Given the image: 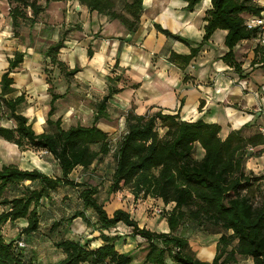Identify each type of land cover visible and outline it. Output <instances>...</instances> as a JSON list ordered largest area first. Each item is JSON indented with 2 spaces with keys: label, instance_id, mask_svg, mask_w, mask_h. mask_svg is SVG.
I'll return each instance as SVG.
<instances>
[{
  "label": "trees",
  "instance_id": "1",
  "mask_svg": "<svg viewBox=\"0 0 264 264\" xmlns=\"http://www.w3.org/2000/svg\"><path fill=\"white\" fill-rule=\"evenodd\" d=\"M59 1H75L90 12H96L108 20H117L129 34H134L140 26L143 0H46V3ZM200 1L187 0L186 9L193 10ZM7 2L14 36L19 35L26 21L30 26L34 25L36 17L44 9L37 0ZM262 12L264 6L256 0H210V8L204 16L206 24L200 45L191 47L187 55L171 52L168 60L183 69L200 46L217 29H222L227 31L224 44L228 48L222 59L240 74L241 63L235 60L233 47L242 40L256 38L259 29H248L246 20L251 16H261ZM154 27L165 36L187 44L184 38L161 25L155 23ZM62 47L63 40L60 39L50 44L43 55L50 59L52 65L59 66L66 77H70L79 68L67 71L57 59ZM87 53L88 57L92 56L90 47ZM23 55L16 52L9 59V68L0 79V106L3 104L9 111V117L15 121V127L0 124V138L19 148L27 145L46 150L57 161L61 174L49 176L37 168L20 169L14 164L0 167V264H36L27 246L17 248V240L3 238L2 227L7 222L24 219L26 226L22 228V234H43L51 240V231L58 234L60 229L66 233V225L76 218H80L92 231L99 232L101 245L90 248L87 242L62 237L54 241L53 247L60 250L64 257L51 264H131L133 254L116 249L115 241L119 237L108 233L118 223L131 227L132 235L147 241L143 264H165L167 259L169 264H238L237 255L250 258L253 264H264V195L260 192V203L255 204L248 194L252 188L260 189L264 176L247 173L244 167L247 157L263 152L264 149H259L251 155L248 149L263 146L264 133L246 136L242 133L244 128H240L231 130L225 138H221L220 125L201 118L185 121L178 112L156 111L137 115L129 111L125 116L126 132L114 155L115 168L108 193L127 187L134 197L150 196L161 199L164 204L173 203L170 211L165 212L168 232L152 231L140 227L123 209H113L108 214L104 203L97 198V187L70 178L77 166L86 169L110 152L108 134L96 123L106 116L107 101L118 89L108 87V95L96 104L91 125L77 124L64 129L59 119L53 120L51 117L55 111L54 103L61 95L53 93L52 83L47 79L51 99L45 123L54 126L55 130L36 133L27 117L17 112L25 99L24 95L7 97L13 90L10 71L22 62ZM251 64H259L264 71V45L255 46ZM160 128L162 134L158 130ZM198 146L203 154L196 157ZM27 181L29 184L24 185ZM60 186L81 187L78 192L81 209H75L65 221L50 223L44 231L38 208L42 200H50L51 193ZM87 210L94 215V221L86 214ZM186 218L218 228L220 236L211 261L194 257L189 251L187 239L174 234ZM20 239L26 240L24 237Z\"/></svg>",
  "mask_w": 264,
  "mask_h": 264
},
{
  "label": "crops",
  "instance_id": "2",
  "mask_svg": "<svg viewBox=\"0 0 264 264\" xmlns=\"http://www.w3.org/2000/svg\"><path fill=\"white\" fill-rule=\"evenodd\" d=\"M256 1L264 6V0ZM70 2H52L60 4L59 9H62L60 24L66 23L71 29L64 36L57 29L59 28L57 25L55 27L57 32H54L55 30L52 32L50 29L47 37L38 34V37L46 41L44 47L36 46L33 40L27 43L19 42L22 35L20 33L18 36L13 35L12 27H9L11 20L7 21L8 25H6L4 17L0 18V48H5L0 49V53L5 58L0 79L9 68V59L13 58L16 52L24 54L22 62L10 71L13 79L11 96L16 97L22 93L25 98L18 106L17 112L20 111L23 103L36 99L38 92H43L51 99L47 80L41 84V79L39 76L35 77L34 73L38 71L42 62L51 63L49 58L44 57L43 51L50 44L62 39L63 47L57 59L64 64L67 71L79 68L73 76L66 77L59 66L51 63V69L55 68V72L59 71L61 77L66 79L65 83L68 79L85 84L89 82L97 86L96 91L100 90L103 77L109 82L105 85L106 93L96 101L93 111L91 110L93 118L96 113V104L109 93L108 87L118 89V92L112 94L107 101L106 116L96 123L97 127L106 133L105 126L109 125L107 119L111 99L133 106V113L137 115L151 114L156 111L170 114L178 112L180 118L185 121L201 118L205 122L219 124L221 138H225L231 130L245 129L250 126L253 123V114L257 116L264 114V71L259 64H251L256 46H251L249 43L252 39L242 40L233 47L234 58L241 63V75L222 59L228 51L224 44L227 31L222 29H217L208 41L200 46L197 54L183 69L168 60L171 52L187 55L191 47L196 48L200 45L204 34L203 27L206 24L204 16L210 8V0H201L191 11L186 9L187 0H143L140 26L134 34H129L123 25L117 23V20H108L105 16L88 11L82 5H75L73 11ZM55 18H59L58 13H55ZM155 23L181 36L187 44L160 33L155 29ZM34 25L31 27L33 28ZM89 47L93 52L90 57L87 53ZM111 68L115 71L114 75L109 73ZM111 78H113L112 81L109 80ZM118 82L120 85H117ZM52 90L53 93L61 95L56 101L65 95V93L55 92L53 83ZM21 114L27 117L28 123L32 124L33 128L35 125L33 121L37 119L23 112ZM57 119L60 120L59 117ZM36 123L41 125L42 121L37 120ZM77 124L80 123L71 124L69 127ZM3 141L12 145L8 141ZM197 148L202 155L203 150L199 146ZM256 148L264 149V145ZM251 157L259 159L264 164V150L259 155ZM77 168L81 167L77 166L74 170ZM116 204L117 201L111 202L109 206L114 207ZM45 217L50 219L51 211H48ZM20 220L13 222L15 230L8 234L4 233L5 240L10 241L18 237L35 239L32 234L19 236L22 228L26 226L24 221ZM8 224L12 226L10 222H7L2 229ZM49 224L45 221L41 223L42 230ZM68 228V232H74L78 228L84 235L82 239L70 233L66 237L77 239L81 243L87 242L90 248H96L102 243L98 238L99 232L92 231L80 218L72 220ZM53 249L59 255L58 259L39 264H51L64 257L60 250L54 247Z\"/></svg>",
  "mask_w": 264,
  "mask_h": 264
},
{
  "label": "rangeland",
  "instance_id": "3",
  "mask_svg": "<svg viewBox=\"0 0 264 264\" xmlns=\"http://www.w3.org/2000/svg\"><path fill=\"white\" fill-rule=\"evenodd\" d=\"M37 1L44 7V9L35 19L36 23L34 25L35 28L33 27L34 30L29 25L28 21L22 25L19 30L22 38H19V42L21 41L23 43H27L29 40H33L36 46L44 47L46 46V41L38 37V34L47 37L49 30L51 29L53 32V30L56 29L55 27L59 25V28L57 29L65 36L71 27L66 25V23L60 24V16L62 15V9H59L60 4L52 2L46 3V0ZM70 3V7L73 11L74 6L79 5L77 2L71 1ZM0 12V18L3 16L6 21V25H8L7 21H10L11 19L9 16V4L7 0H0ZM55 13H58L59 18H55ZM28 15L30 16V12H28ZM117 23L121 25L119 21H117ZM10 26L11 24L9 27ZM54 32H57V30ZM47 42H49V40H47ZM249 43H251V46L257 45L255 38H252ZM4 59V56L0 53V71L4 67L2 66ZM37 70L38 71L34 73V76H39L41 84L44 81L46 82L47 79H50L54 85L55 92L65 93L62 98L56 101V110L52 115V119L56 120L59 117L63 128H67L69 125L75 123L90 125L93 118V112H91V110L93 111L92 108L94 107L96 101L106 93L105 85L109 83L107 79L103 77L101 87H99L100 90L95 91V87L97 86H95V84H89V82L88 84H85L73 80L70 81V79H68L65 83L66 79L61 77L59 71L55 72V68L51 69V63L49 62H42V65H39ZM109 73L114 75L115 71L111 68ZM117 85H120V82H118ZM92 91H94L95 94ZM118 96L119 95H117V97ZM7 97L12 96L11 94H8ZM49 99L50 97L48 95L45 96L43 92H38L36 93V99L30 100L28 103H23L20 107V111H18L34 116V119L42 121L41 125H37V120L33 121L35 122L33 129L36 133L55 130L54 126L47 125L45 123L49 109ZM108 111L109 118L107 119V124L109 125L105 126V129L107 130L108 142L111 147L110 152L105 156H101L86 169L77 168L72 172L71 178L77 182H83L86 185L97 187V198L99 202L104 203L108 214H111L113 209L120 208L127 211L131 218L138 222L140 227H145L156 232H168L169 229L166 223L165 215L173 207V203L164 204L161 199L150 196L143 197L142 195H139L138 197H134L130 192V189L127 187H123L115 193H108V186L111 183L112 174L115 168L114 155L116 148L120 139L126 132L125 116L129 111L134 112L133 106L122 104L120 100L115 102L113 99H111V104L108 106ZM0 113L2 115V119L0 121L1 125L15 127V121L9 117V111L3 104L0 106ZM259 116L253 114V123L242 130L244 135L248 136L256 132L264 133V114L260 117ZM103 122L106 123V121ZM158 130L161 134L163 133L161 128ZM11 144L12 145L5 143L3 139L0 138V167L5 164H14L20 169L31 170L37 168L49 176H60L57 161L46 150L34 149L27 145L19 148L15 144ZM257 150L258 148H249L248 152L252 155L257 152ZM200 155V151L197 150L196 157H199ZM244 167L247 173L252 172L257 176H264V164L255 157H247ZM28 184L29 182H25L24 185ZM80 189L81 187L76 188L60 186L55 192L51 193L50 200L43 199L41 202L42 205L38 208L41 222L43 223L45 221V223H51V225L54 222L60 223L61 221H65L64 219H68L75 209H81V201L78 197ZM260 192L264 195V179L260 182V189L252 188L251 191L248 192L255 204L260 203ZM115 201H117V204L114 207H110L109 205L111 202ZM159 209H164V212H159ZM48 211H51L50 219L45 217ZM86 214L92 221L95 220L94 215L90 210H87ZM21 220L24 221L26 225L25 220ZM71 222L72 221H70L69 224ZM11 224L12 226L8 224L6 228L2 229V235L15 230L13 229V223ZM66 227H69V225H66ZM64 230L66 233H62L60 229L58 234L51 231V240L48 237H44L43 234L34 236L35 239L29 237V242V239L25 240L27 243V251L30 255H32L36 264L55 261L58 259L59 255L53 249L54 241L65 237L69 233L78 239H82L84 235V233L78 228H76L74 232H68L69 228ZM131 231V227L120 223L115 228L108 231V233L119 237V239L115 241L116 249L124 252L129 251L133 254V261L131 264H143L147 241L138 235H132ZM217 231V227L194 222L189 218H186L183 223L178 226L174 234H178L187 239L189 251L194 257L203 261H211L216 253V244L220 236V233ZM20 234L22 233H19V236ZM122 237L124 238L121 239ZM18 239L20 238L18 237L15 240ZM235 243L236 242H233V244ZM169 263L170 261L167 259L165 264ZM237 263L253 264L250 258H243L239 255H237Z\"/></svg>",
  "mask_w": 264,
  "mask_h": 264
},
{
  "label": "built area",
  "instance_id": "4",
  "mask_svg": "<svg viewBox=\"0 0 264 264\" xmlns=\"http://www.w3.org/2000/svg\"><path fill=\"white\" fill-rule=\"evenodd\" d=\"M246 27L248 29L257 27L258 35L255 40L257 44L264 45V12H262L261 16H251L246 20ZM159 212H162V209H159ZM17 248H25L26 244L22 239H19L15 242Z\"/></svg>",
  "mask_w": 264,
  "mask_h": 264
}]
</instances>
